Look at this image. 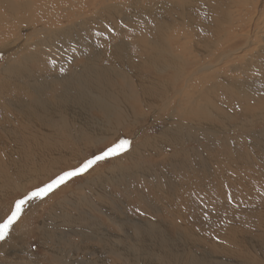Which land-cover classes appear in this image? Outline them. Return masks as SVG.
Instances as JSON below:
<instances>
[{
	"label": "bare ground",
	"instance_id": "6f19581e",
	"mask_svg": "<svg viewBox=\"0 0 264 264\" xmlns=\"http://www.w3.org/2000/svg\"><path fill=\"white\" fill-rule=\"evenodd\" d=\"M244 9L254 11V15ZM22 39L25 41L17 49ZM46 41L52 45H37ZM69 43L85 48L86 52L73 59L76 53ZM51 50L65 58L51 55ZM1 53L9 57L0 68V205L7 202L11 206L17 194L20 196L15 199L50 181L42 177L46 169L53 170L51 178L62 171H72L77 161L85 158L83 149L114 145L122 132L127 136L128 131L137 134L164 122L166 126L159 136L162 143L146 145L152 147L158 159L162 157L159 162L151 163L149 156L148 162L157 167L153 169L156 175L164 177L165 187L156 182L150 184L160 192L164 188L172 192L173 204L183 202L186 210L174 205L177 212L172 214L185 219L178 228L185 239L152 235L151 240L157 241L152 244L154 249L165 247L166 253L141 259L118 258L114 264H192L186 250L203 258L204 253L195 251L200 244L202 251L217 254L219 258L235 246L238 253L227 260L234 259L239 264H253L264 253L263 214L260 234L244 233L243 228L235 226L229 228L230 237L225 238L223 232L214 231L215 227L208 233L206 229L200 230L208 224L209 210L214 208L202 204L197 228L190 221L195 213L189 211V207L194 208L189 205L190 194L198 191V184L207 189L203 195L213 194L211 198L223 194L222 199L229 198L232 182L233 188H241L243 198L248 195L256 200L262 194L258 177L264 180V171L260 173L259 168L257 175L253 172L241 146L243 138L248 137L261 160L259 165L264 166V132L253 136L251 128H247L264 125V0H91L89 5L87 0H0ZM165 56L174 59L175 65L170 69ZM67 59L73 60L63 63ZM63 71H66L64 75ZM222 76L223 84L219 81ZM93 93L96 98L89 96ZM75 94L88 97L82 103L75 100L56 108L54 101L49 100L62 95L72 98ZM228 101L231 109L227 108ZM227 133L232 136H225ZM222 138L223 145L232 141L233 151H228L229 155L221 153L224 147L218 140ZM204 141H212L219 150L206 146ZM190 143L202 144L203 148L183 150L191 148ZM166 149L170 150L169 160L164 156ZM228 165L236 171H231ZM98 166L89 174L98 172ZM237 173L247 177L245 184L234 177ZM19 182L23 184L18 186ZM103 183L98 182L94 187L98 184L101 190ZM30 185L34 187L29 189ZM66 187L70 183L60 190ZM136 190L132 191L133 195L127 192L122 199L129 209L123 218L105 213L107 217L96 216L92 223L85 221L82 225L69 220L73 214L60 216L57 206L50 217L60 216V226L65 227L48 232L43 223L38 228L43 232L39 237L28 232L31 218L22 217L15 225L16 235H20L12 238L10 244L0 242V254L3 260L13 264H86L79 259L85 247L93 248L96 244L107 250L108 246L101 244L111 239L116 240L117 256L120 252L138 253L143 244L130 238L122 224L135 216L130 209H136L137 202L129 196L137 197ZM142 196L151 205L150 211L161 216L157 210L160 207L155 204L157 198L147 193ZM159 221L160 218H150L146 223L160 229ZM97 227L106 231L103 236ZM74 228L83 230L88 238L76 232L63 234ZM23 235L39 239L46 259L33 260L34 254L20 257L12 251L16 240L24 238ZM249 235L256 242L248 243ZM244 237L248 238L243 242Z\"/></svg>",
	"mask_w": 264,
	"mask_h": 264
},
{
	"label": "rangeland",
	"instance_id": "374dc122",
	"mask_svg": "<svg viewBox=\"0 0 264 264\" xmlns=\"http://www.w3.org/2000/svg\"><path fill=\"white\" fill-rule=\"evenodd\" d=\"M90 1L91 0H87V5H89ZM244 11L247 12L248 10L244 9ZM247 13L254 15V11H248ZM24 41H25V39H22V41L19 43V45H17V49L24 43ZM69 44L75 50V53H76V57H74L73 59L77 58L78 54L81 55L82 52H86L85 48H82L80 46L78 48L77 46H75L71 43H69ZM37 45L38 46L44 45V46L50 47L52 45V42L46 41L43 44H37ZM241 46L243 47V42H242ZM2 49H4V48H2ZM50 54L53 56H59L63 59L65 58L64 56H61L58 53H56L54 50H51ZM1 55H0V68L3 67V63L6 62V59L9 57L6 53H1ZM165 57L169 61V68L168 69L172 68L175 65L173 57H171V56H165ZM73 59H67L63 63L70 62ZM65 73H66V71H63L62 74L64 75ZM121 73H123V72L121 71ZM223 77L224 76L219 78V81L221 83L223 81ZM13 80H14V82L17 81V79H15V78H13ZM118 82H120V81L118 80ZM1 83L2 82H0V84ZM97 84H99V83L97 82ZM89 96H93L94 98H96L97 95H96V93H93ZM87 97L88 96L75 94L74 97L68 98L67 96L62 95V96L55 97V98L49 99V100L54 101L53 107L56 108L59 104L70 103V102H73L75 100H78L82 103L86 100ZM95 104H96V102H95ZM228 104L229 105L227 108L231 109V106H230L231 103L229 101H228ZM19 115L23 116V114H21V113H19ZM148 123H151V121L148 120ZM163 123H160L158 125H153L152 127L150 126L149 128L144 129L143 132H141V133L138 132L137 134L136 133L132 134L133 131H128V132H126V133H128V136H127V134H123V132H122V133H120V136H118V140L115 142L114 145H110V146H104L103 145V147H102V145L101 146L98 145L96 148H94V146H93L92 148H90V150H89V147L83 149L82 153L85 155V158L83 157L82 159L78 160L77 161V167L73 168L72 171L79 168V167H82V165L88 159L94 158L96 155L103 153L108 148L114 147L121 140L126 139V140L131 141V144L129 146L130 148L128 147L127 151H123L121 154L116 155V156L111 157V158H107L104 161L97 162L96 165L100 164V167L98 166L96 168V169H99L98 172L89 174V172L95 167V165H94L89 170L84 172L83 174L66 180V183L61 184L59 187L55 188L54 190H52L48 194H45L42 198H40V199L33 198V199L29 200L28 198L31 196L32 192H34V191L38 192L41 187L42 188L46 187L47 184H49L53 180L57 179L60 175H63L66 171H71L69 169L62 171V174L59 173L58 176L56 175L54 178H51L50 175H52L53 170L46 169L45 176L42 175V177H48L51 179L50 181L41 184L40 186H38V188L28 190V192L24 196H22L18 199H15V198L17 196L19 197L20 195H18L16 192L17 195L15 196L14 200L11 199V200H13L12 201L13 203H11V206L8 205L7 202H4L2 205H0V212H1L0 213V224H2V223H4V221H6L8 219V217L12 214V212L15 211L16 203H18L20 200L26 201V203L24 205H22L20 217L10 227L9 234L5 238V240H3V243L6 242V243L10 244V243H12V240H11L12 238H14V237L16 238V237H18V235H20V234L16 235L17 231H16L15 225L20 221V219L22 217H26V219L31 218V219H29L28 232L29 231L35 232L39 235V237L41 235H43V232L41 230H39L38 228H39V225H42L43 223L46 224L45 230H47L48 232H56V230L61 231V229L63 230V228L65 226L64 225L60 226V225H62L61 224L62 222L59 220V217L61 216V214H63V215L66 214V216L68 214H73L74 216L71 217L69 220L71 222H74V223L80 222V224H82V225L86 224V223H84L85 221H89V223L90 222L92 223L93 217H96V216L97 217H107V214H105V213H111L112 212L111 215L113 214V216L115 215L117 218H123L124 214L127 213L129 209H128L127 205L122 203L123 202L122 199L124 198L125 194H127V192H128V194L130 193L133 195L134 193L132 191L134 189H137L136 193L138 196L137 197L129 196V197L131 199L135 198L137 205H138V206L136 205V209H133V208L130 209V213H132V215H135V216L129 220H123L122 224H123L126 232L128 233V235H130V238L132 237L136 243L143 244V247L140 250V252L135 253V254H129L127 252H120L119 255L117 256L116 252L114 250V243L116 240L111 239V240H108L109 241L108 243L101 244V246L107 245L108 246L107 250L100 249L99 248L100 245L94 244L93 248L92 247H85L86 250L84 252V255L82 257H80L79 259L86 262V264H114L118 258L127 259L130 256H132L134 258L141 259L147 255L154 254V253H166L165 247L154 249L152 244L154 242H157V241L151 240L152 235H155V236H161L162 235L164 237L171 236L174 238H180L183 241L185 238H182V236H185V235L180 234L178 231V228L185 223V219H182V218L180 219V218H178L177 215L173 216L172 211L177 212V208L175 207L176 205H177V207H179L182 210H183V208H184V210H186V207L184 205H182L183 202H179V201H177V202H175V204H173L171 201V197L173 196V193L168 192L166 188L163 189V192H160V191L156 190L154 187H152L150 184V183L156 182V183H160L162 186L165 187L164 177H162L160 175H156L155 170H153V169H157V167L152 166L148 162V161H150L149 156L152 157V161H150L151 163L154 162V160L156 162H159L162 157H160L158 159V156L157 155L155 156L154 151H151L152 147L149 145H146L148 143H153V144L159 146L162 143L159 136L163 133V130L166 126ZM217 125H219V124H217ZM224 127L226 128L227 125H224ZM247 128L248 129L251 128V131L253 132V133H251V135H253V136H257V135L262 134L264 132V125L257 126L255 124H253ZM229 135L232 136L230 133H227V135H225V136H229ZM218 141L224 147L223 149H221V153H225V154L228 153V155H229L228 151H230V153H231V151H233V144L230 145L232 142L231 140H229V142H227V145H223V142H225V141H223V138L219 139ZM220 143H219V145H220ZM242 143H243V146H241V147H242L243 155L246 156L250 162L247 165L250 167V164H251L252 167H250V168H254L253 172L256 175H257V172L259 171V168H260V173H261V171H264V166H261L262 165V163L260 162L261 160L258 157V155L255 153L253 147H251V143H250V140L248 139V137L245 136L243 138ZM242 143H241V145H242ZM204 144L206 146H212L213 147L212 141L211 142L204 141ZM191 145H192L191 148H185L183 150L193 149V148L199 147V146L201 148H203V146H201L202 144H194V143L191 144L190 143L189 146H191ZM198 150H200V149L198 148ZM215 150H219V147H217V149H215ZM199 152H201V151H199ZM165 154L166 155H164V156H168L167 159L169 160L170 159V157H169L170 150L166 149ZM251 157H254V158L251 159ZM117 159H119L118 162H116ZM142 159L143 160L145 159L144 161L146 164L144 163V161ZM171 161H173V159ZM71 164H74V161ZM189 164H190V162H189ZM227 164H228V156H227ZM259 164H261V165H259ZM228 166H230V165H228ZM230 167H232V166H230ZM60 168H62V167H59V169ZM115 169H117V172L114 171ZM137 170H139V171H137ZM233 170L236 171V169H234L232 167L231 171H233ZM107 171L110 173H108ZM226 173L230 174L228 172H226ZM86 175L90 178H88ZM101 175H102V178L106 177V175H107L106 178L108 180L106 178L100 179ZM236 175L237 176H234V177H237L239 182H242V184H245L244 181H246L247 177L243 176L241 174H238V173ZM111 176H113V177H111ZM116 176H118V177H116ZM96 177H98V178H96ZM224 178L227 179L228 177H224ZM89 179H91V180H89ZM102 181L104 183H103V187L101 188V190H98L99 189V186H97L98 184L94 187V185L96 183L102 182ZM263 181H264L263 179L258 177V182H259L258 186L260 187L262 194H260V199L257 198L256 200H251V197L248 195H245V194H244L245 198H243L244 196H241L243 194L240 192L241 188L239 186H237V187L234 186V188H233V184H235L233 182H232V184L230 183L231 185H229L230 192H229V190H228V193L226 192L227 197H229L227 199H222L225 196V194H223V196H221V197L218 196L217 198H211L210 195L213 196V194L210 193V195L206 197L205 195H203V192L207 189L201 187L198 183H196V184H198L197 185L198 191L196 193H195V191L191 192V194H190L191 198H190V203H189L190 206L192 205L195 208L194 209L191 206L192 207V210H191V208L189 207V211H191V212L193 211L195 213V217H192V219H190V221H192L193 224L196 223L194 226H195V228H197V223L199 222V219L201 216L200 208L203 204V206L205 205L206 207L208 206L210 208H214V210L213 209H212L213 211L209 210L208 224H205L206 226L205 225L201 226L200 230L204 231L206 229L205 231H206V233H208V232H210L211 228H213V229L217 228L214 231H219V232L221 231V232H223V236L225 235V238H228V237H230V229L229 228L235 227V226L236 227L240 226L241 228H243L244 233L247 232V233H255V234L258 233V234H260L261 233L260 228L262 227L261 219L264 215V182ZM69 183H70L71 188L66 187V188L60 190V188H62L63 186H65ZM22 184H23V182H19L18 186H21ZM18 186H15V187H18ZM32 187H34V186L30 185L28 188L30 189ZM28 188H26V189H28ZM144 192L147 194H150V195H154V197L157 198L155 201V204L160 207V211H159V209L156 208V206H154V207L158 210V212L161 214V216L158 213L150 211L151 205L148 203V200H146L145 198H142L143 197L142 195L145 194ZM235 192H237V193H235ZM123 193H124V195H123ZM113 194H115V195H113ZM116 194L118 195V197ZM231 196L233 199L231 198ZM235 196H237V198H235ZM145 197L147 198V196H145ZM178 197H181V194ZM247 197L249 198V200ZM47 198H52V199H47ZM46 199H47V202L45 201ZM239 199H241V200H239ZM144 200H145V202H144ZM234 200H236V203ZM44 201H45V203L43 204ZM201 201H202V203H199ZM226 201L227 202L229 201L232 203L234 201V203L233 204L227 203ZM251 201H252V203H251ZM48 204H50V205H48ZM234 204H235V206H234ZM4 205L5 206L7 205V206L5 207ZM42 206H43V208H42ZM142 206H144V209ZM223 206H224V208H223ZM55 207L58 208L57 213L60 214V216H57L55 218L50 217L53 214L51 211ZM99 208H100V210H99ZM231 208H234L235 210H237V212L235 213V210H233ZM251 209H253L252 213L250 211ZM54 210H53V212H54ZM231 210H232V212H231ZM78 212H79V214H78ZM3 213H5L6 215ZM135 213H138V215ZM207 213H208V211H207ZM80 214H81V216H80ZM48 218H49L50 222L48 221ZM150 218H153V219H159L160 218V221L158 223L161 225V228L158 229L155 226L147 225L146 222ZM257 218H258V220H257ZM241 219L242 220L244 219L243 222H241L242 221ZM250 221H251V223H250ZM58 222H59V224H58ZM212 222L214 225L212 224ZM219 222H221V223L219 224ZM228 222H230V223H228ZM109 224L113 225V224H115V222H109ZM251 226H253L254 228ZM97 229H98V232L101 236H103L104 232H106L105 230H103L100 227H97ZM251 229H253V230H251ZM254 229H256V230H254ZM145 230H148V231L146 232ZM75 232L78 233V235L80 233H82L84 235V237L88 238V235L83 230L77 229V228L66 230L65 232H63V234H66V233L71 234V233H75ZM174 235H178V237H176ZM220 235H222V234H220ZM196 236L197 235H193L191 237H196ZM23 237L24 238H18L16 240V244H14L12 247V251H14V253L16 252L17 256H20V257L21 256H24V257L28 256V257H30L34 254L33 260L36 259L38 261L39 260L43 261L44 259H46L45 254L43 253V247L40 246L39 239L36 236L31 235L30 237L27 238V236L23 235ZM246 238H248V237L243 238V242L246 240ZM23 239H25V241ZM251 241L256 242V239H254V236L253 237L250 236L248 243H250ZM0 242H2V241H0ZM202 248H203V244H200V246H198L196 248L197 250H195V251L198 252L199 254H201V252H202V254L204 253V255H202L203 258H200L197 254H194L193 252L186 250L188 253V258H189L190 263H192V264H239L234 259L227 260V258H230V257H232L238 253V251H235L236 250L235 246L229 252L222 253L221 254L222 258H219V255H217V254H210L208 252L202 251ZM53 251L55 253H58L57 249H54ZM41 252H42V254H41ZM85 255L88 256L87 259L84 257ZM246 255L250 256V254H248V253H246ZM262 257H263V259H262ZM3 258H4L3 254L2 255L0 254V264H13L14 263L13 261L8 262L6 259L3 260ZM224 259H226V260H224ZM239 259H241V258H239ZM258 261H260V262H258ZM246 263L247 262H244L242 264H246ZM255 263L256 264H264V253L259 254L257 261H255L253 264H255Z\"/></svg>",
	"mask_w": 264,
	"mask_h": 264
},
{
	"label": "snow or ice",
	"instance_id": "6c2138e0",
	"mask_svg": "<svg viewBox=\"0 0 264 264\" xmlns=\"http://www.w3.org/2000/svg\"><path fill=\"white\" fill-rule=\"evenodd\" d=\"M131 141L129 140H121L118 144L114 147L108 148L101 154L96 155L94 158L88 159L82 167H79L73 171H66L63 175H60L57 179L53 180L51 183L47 184L46 187L40 188L39 191H34L31 193V196L28 198L29 200L35 198L40 199L45 194H48L55 188L59 187L61 184L65 183L66 180L74 178L78 175L83 174L87 170H89L92 166L96 165L97 162L104 161L107 158L114 157L116 155L121 154L123 151H127L128 147L130 146ZM26 203L25 200H20L15 205V211L8 217V219L0 224V241L5 240V238L9 234V229L13 225V223L20 217L22 205Z\"/></svg>",
	"mask_w": 264,
	"mask_h": 264
}]
</instances>
